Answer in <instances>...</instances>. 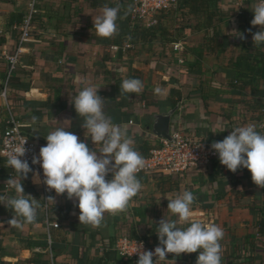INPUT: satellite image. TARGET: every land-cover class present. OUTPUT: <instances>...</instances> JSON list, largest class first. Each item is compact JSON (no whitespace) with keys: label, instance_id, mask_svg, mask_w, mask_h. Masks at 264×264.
Masks as SVG:
<instances>
[{"label":"crops","instance_id":"0c3cea01","mask_svg":"<svg viewBox=\"0 0 264 264\" xmlns=\"http://www.w3.org/2000/svg\"><path fill=\"white\" fill-rule=\"evenodd\" d=\"M31 1L0 0V39H4L0 43V84L6 70L3 55L11 54L16 48L17 26H8L9 17L27 13ZM41 1L38 7L33 5L35 13L40 14L41 23H33L28 40L21 46L16 71L24 73L21 79L24 94L19 100L11 99L10 103L14 117L26 135L36 142L38 156L40 148L47 144L45 137L49 132L69 126L68 122L63 123L64 120L71 121L67 130L84 141L82 118L74 105L69 104V97L86 86L99 89L98 94L105 98L106 114L134 141L133 147L142 140L152 146L156 143L148 127L154 115L172 109L165 103L171 89L182 95L171 118V129L181 128L184 133L206 141H222L232 128L246 124H256L257 130L261 131L263 82L257 79L253 87L243 89L233 86L234 74L229 63L239 54V48L230 46L218 56L211 54L202 44L201 32L189 28V32L183 34V24L177 21L171 24L167 35L160 32L161 36L150 42L139 38L131 43L129 37L134 24L130 17L129 21L118 20V32L114 36L102 38L97 36L93 25V16L101 14L102 6H94L93 0ZM99 1L114 6L108 0ZM220 4L223 10H233V16L226 18L221 31L228 32L231 40L236 42L237 33H232L238 32L236 15L246 5L251 9L252 4L240 6L239 0H220ZM124 11L121 9V15ZM251 28L252 33L260 30L259 26ZM249 42L254 45L252 36ZM125 45L130 47L124 48ZM175 45L179 50L174 48ZM202 46L204 53L198 59L195 56ZM184 52V63L200 62V74L182 75L178 66H170L171 57H176L179 62ZM129 78L140 79L143 89L139 93L120 95L122 81ZM157 88L161 91L157 92ZM147 101L157 103L161 113L149 107ZM6 119L7 112L0 101V139ZM87 143L91 149L95 148L90 137ZM216 160L206 168L182 176L179 181L176 179L177 186L168 192L158 189L156 178L149 174L138 175L143 185L141 191L132 198L125 211L105 213L100 226L81 224L80 210L67 199V193L58 196L52 190L50 195L55 197L56 203H50V219L60 226L50 231L55 264H133L117 255L113 249L114 239L126 232L124 225L140 231L145 224L158 223L167 213L168 199L183 191H191L196 201L190 220L179 225L190 226L194 221L219 225L224 231L220 241L221 257L229 255L235 244L243 245L249 234L257 233L258 222L264 219V188L253 183L248 169L241 167L232 173L225 166L220 168ZM10 175L15 176L0 157V191ZM25 181V194L33 196L40 205V184L33 183L31 173ZM10 191L14 195V190L10 189L9 194ZM40 207L33 223L16 228L8 224L13 210L0 204V264H48L43 252L46 241ZM166 216L175 219L171 213ZM136 236L145 239L149 245L159 244L157 235ZM254 238L257 240L256 235ZM257 251L255 256L259 258ZM160 264H190L189 255L175 257V254H168Z\"/></svg>","mask_w":264,"mask_h":264},{"label":"clouds","instance_id":"9594fccd","mask_svg":"<svg viewBox=\"0 0 264 264\" xmlns=\"http://www.w3.org/2000/svg\"><path fill=\"white\" fill-rule=\"evenodd\" d=\"M133 11L131 5L121 15V6L110 7L107 4L100 9V15L93 16V25L97 36L111 38L118 32V20L125 18ZM254 18L253 27L259 31L252 33L254 46L264 45V0H258L251 6ZM237 37L246 40L244 33ZM143 82L138 78L124 79L120 85V95L139 93ZM94 86L83 87L77 94L69 97V104L82 118L81 128L85 130V139L80 138L67 129L58 127L45 137L47 144L42 146L39 156L34 155L32 164L43 169V179L39 171L34 172L25 157L26 148L18 146L10 154L7 165L14 169L15 176L5 182V189L14 190V195L0 194V204L13 210L8 221L11 227L21 228L26 223H33L37 218L38 201L25 194L23 181L32 173L33 183L47 186L56 195L67 193V199L74 202L80 210L81 224L100 226L104 214H115L127 209L129 202L142 189L138 173L145 168L144 156L134 149V141L127 137L118 124L112 122L105 111V98L98 94ZM157 92L161 90L156 89ZM35 119V118H34ZM264 129V124L259 126ZM226 130V129H225ZM224 130V131H225ZM91 138L94 149L88 146ZM211 150L217 154L221 165L232 173L241 167L252 174L253 183L264 188V132L257 130L256 124H246L232 128L222 141H213ZM109 174L112 178L106 179ZM48 203H56L55 197L49 195ZM78 201V203H76ZM167 213L175 219L167 218L166 214L156 224V235L159 244L154 251L144 250L139 244L134 254L139 256L137 264H160L168 254L197 253L196 264H221L222 247L220 241L224 237L223 229L216 224H202L199 221L190 223L186 228L178 227L188 222L192 215V205L196 197L191 191H183L173 199H168Z\"/></svg>","mask_w":264,"mask_h":264},{"label":"trees","instance_id":"16d2710c","mask_svg":"<svg viewBox=\"0 0 264 264\" xmlns=\"http://www.w3.org/2000/svg\"><path fill=\"white\" fill-rule=\"evenodd\" d=\"M113 0H108L111 6L120 5L121 9L127 10V7L130 5L129 0H120L112 3ZM41 0H34V6L38 7ZM94 6L101 7L105 5V1L93 0ZM113 6V7H114ZM246 8L240 10L239 14L236 15V20L238 22V32L244 33L246 36V40H241L237 37L236 42L234 39L231 40L228 32L223 33L221 31V25L224 24L226 18L232 17L233 10H223L221 8L220 0H178V3L175 8L170 9L166 13H162L157 15V23L150 27H144L140 22H133L134 26L132 29V34L129 37L130 42L133 43L139 38H144L145 42H150L157 36H161L162 32H167L170 29L171 24L174 21L182 23V27L184 29L183 34H187L189 28L194 31H198L202 33V44L206 45V48L210 50L209 53L215 54L218 56L219 54L224 53L227 47L239 48V54L230 61L229 66L230 70L233 72L232 82L233 86L237 89H243L245 86L253 87L254 81L261 80L264 84V45L256 47L249 42L251 38V34L247 31L251 28V20L254 18V13L251 11L249 6H245ZM25 14L18 13L12 14L8 20V26L16 25L18 26ZM130 14H128L124 19L129 21ZM41 17L39 13H35L32 15V25L33 23H41ZM252 31V28H251ZM161 32V33H160ZM253 32V31H252ZM237 36V35H236ZM4 42V39H0V43ZM124 42V41H123ZM172 42V41H169ZM203 46L200 47L199 52L196 53L198 59L203 55L204 50ZM171 51V50H170ZM180 59L183 61L182 63L178 62V59L175 57H171L170 66L179 67V72L182 75H187L190 72H197L200 74V62L197 60L192 63H184L185 52L181 53ZM184 64V65H183ZM18 68V67H17ZM16 70L12 73V76L9 81V93H10V103L11 99H21L24 94V86L21 83V79L24 76L23 72H16ZM5 71L1 76V81L4 79ZM1 86V84H0ZM21 90H20V89ZM20 90V91H19ZM182 95L180 91L171 89L169 91V96L166 99L165 103L171 106V108L177 106L179 104ZM149 107L155 108L156 112H160L158 109L157 103H148ZM264 119V118H263ZM23 129V128H22ZM176 129H171V131ZM179 130L183 131V129L179 128ZM184 132V131H183ZM212 141V140H211ZM214 141V140H213ZM152 145L147 143L145 140L137 141L135 143L134 149L140 152L144 158H146L149 154ZM216 163L221 168L219 159L216 160ZM14 172V171H13ZM14 175L15 172H14ZM157 187L162 192H168L169 190H173L175 186H177L178 182L176 179L159 175L157 178ZM5 183L3 184V189L0 191V194H6L4 189ZM26 186V181H23V187ZM9 194V191L7 192ZM9 195H13L10 191ZM41 205V204H40ZM253 207V206H252ZM249 208H251L249 206ZM41 209V207H40ZM144 228L140 231H135L132 228H128L124 225L125 233L120 236H127L129 238H140L136 235H156V224H145ZM178 227L186 228L187 225H178ZM135 235V236H134ZM254 235H256L257 240H255ZM134 236V237H133ZM119 237V236H117ZM116 237V238H117ZM143 239V238H142ZM115 240V239H114ZM145 241V239H143ZM262 246H261V245ZM153 246V245H151ZM261 246L262 248H260ZM260 248V249H259ZM258 249L257 254H259V258H257L255 250ZM260 250H263L260 252ZM180 255H189L190 264H196L197 257L199 252L197 253H183ZM180 255H176L175 257H179ZM184 258V257H183ZM255 259V260H254ZM222 264H264V219H260L258 222L257 233L249 234L245 239L243 245L239 243V245L235 244V247L229 255L222 257Z\"/></svg>","mask_w":264,"mask_h":264},{"label":"built area","instance_id":"2783aa9c","mask_svg":"<svg viewBox=\"0 0 264 264\" xmlns=\"http://www.w3.org/2000/svg\"><path fill=\"white\" fill-rule=\"evenodd\" d=\"M239 2L240 6L247 3L255 5L258 0H239ZM129 3L133 8V11L130 13L131 20L133 22H140L146 27H150L157 23V15L175 8L178 0H129ZM33 5L34 0L31 1L27 13H25L21 23L16 27L17 38L15 50L11 54L3 55L6 62V70L0 86V101L3 103L5 111L7 112V119L0 139V157L6 162L7 168L10 171H14V169L7 165L9 156L14 153L16 147L23 146V144L26 143V155L25 157H21V159H27L30 167L33 168V171H39L40 177L43 179L42 167H40V165L32 164L33 156H38L37 144L26 135L20 122L14 117L9 102V81L12 73L18 66L21 46L28 40L32 31L31 20L32 15L35 13ZM129 47L130 45L124 46V48ZM174 48L179 50L178 45H175ZM112 49L117 50L118 47H112ZM182 62L183 61L181 60L179 61V63ZM131 123L132 122H130V124ZM261 124H264V119ZM261 132H264V129H261ZM151 136L156 140V143L153 144L148 156L145 158V168L137 175L155 173L172 178L182 177L193 171L206 168L212 160L219 159L218 155L214 154L211 150V144L213 141H206L199 137L190 136L179 129L171 131V142L157 139L153 135ZM111 178L112 176L109 175L106 179L110 180ZM40 187L42 223L45 229L46 241L43 252L46 255L48 264H55L53 252L54 242L50 231L52 229H58L60 226L58 223H54L50 219V203L46 201L50 192L47 190V186L41 183ZM9 190L10 189H5V192L7 193ZM113 243V249L117 255L131 261L133 264H137L139 259V256L134 254L137 251L139 244H143L145 251H154L157 246H151L143 239L129 238L126 235L117 237Z\"/></svg>","mask_w":264,"mask_h":264},{"label":"water","instance_id":"95a60500","mask_svg":"<svg viewBox=\"0 0 264 264\" xmlns=\"http://www.w3.org/2000/svg\"><path fill=\"white\" fill-rule=\"evenodd\" d=\"M177 107L170 109L164 114H157L153 116L152 123L148 127L151 134L157 139H163L171 142V128L170 122L173 114L176 112Z\"/></svg>","mask_w":264,"mask_h":264},{"label":"rangeland","instance_id":"374dc122","mask_svg":"<svg viewBox=\"0 0 264 264\" xmlns=\"http://www.w3.org/2000/svg\"><path fill=\"white\" fill-rule=\"evenodd\" d=\"M153 179L157 178L159 175L158 174H149ZM174 179H177L178 181L181 180V177H173Z\"/></svg>","mask_w":264,"mask_h":264}]
</instances>
